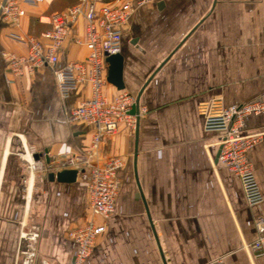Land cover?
Here are the masks:
<instances>
[{
  "label": "crops",
  "instance_id": "crops-1",
  "mask_svg": "<svg viewBox=\"0 0 264 264\" xmlns=\"http://www.w3.org/2000/svg\"><path fill=\"white\" fill-rule=\"evenodd\" d=\"M76 0L26 5L15 27L0 18V264H16L23 229H40L37 260L72 264L70 229L91 218L88 191L50 180L61 163L82 155L90 131L68 121V111L88 96L81 85L61 100L48 67L13 76L3 53L22 55L12 33L38 35L40 15ZM83 35L78 20L63 43L58 65L83 60L72 41ZM124 91L139 95L135 129L121 123L100 143L95 164L124 161L118 171L115 211L96 238L86 264H264L245 248L264 216V114L244 119L242 135L261 133L247 151L263 201L249 206L239 178L217 161L221 132L203 128L201 105L224 106L264 99V0H158L137 8L122 35ZM105 93L118 92L107 83ZM46 159L49 160L47 163ZM32 164V161H35Z\"/></svg>",
  "mask_w": 264,
  "mask_h": 264
},
{
  "label": "built area",
  "instance_id": "built-area-1",
  "mask_svg": "<svg viewBox=\"0 0 264 264\" xmlns=\"http://www.w3.org/2000/svg\"><path fill=\"white\" fill-rule=\"evenodd\" d=\"M47 0H0V18L17 27L25 15L26 5H37ZM158 0H76L72 5L40 15L38 21L46 28L38 35L12 33L11 38L26 45L22 55L3 53L13 76L30 75L42 67L52 70L61 100L65 101L81 85H88V96L68 111V121L81 124L90 131V141L82 155L70 157L61 163V168L78 170L88 191V209L91 218L84 224L70 229L67 237L76 244L73 264H86L96 238L103 234L104 223H96L95 216L108 219L115 211L119 191L118 171L123 167L121 157H109L103 164L92 162L100 143L118 131L124 123L136 128V115L130 113L135 97L129 92L118 90L112 96L105 93L107 85V62L110 55L120 53L122 35L129 25L131 14L139 7L156 3ZM83 21V35L72 36V41L83 46L87 55L83 60H69L58 65L63 43L70 37L78 20ZM203 128L219 131L220 151L217 161L224 164L240 180L246 202L254 206L263 201L257 177L247 151L262 139V134L242 135L244 119L249 115L264 114V99H254L241 104L224 106L219 99L201 105ZM140 116V108H139ZM35 161H32V164ZM37 163V162H36ZM256 240L245 248L256 257H264V216L254 222ZM40 229H23L19 236L16 264H37V246ZM38 264H51L41 259ZM202 264H224L218 257Z\"/></svg>",
  "mask_w": 264,
  "mask_h": 264
},
{
  "label": "water",
  "instance_id": "water-1",
  "mask_svg": "<svg viewBox=\"0 0 264 264\" xmlns=\"http://www.w3.org/2000/svg\"><path fill=\"white\" fill-rule=\"evenodd\" d=\"M107 66V82L113 85L116 89H124V83L122 80V70H123V57L120 53L110 55L106 58ZM130 113L136 115V133L139 121V95L135 97V102L131 108ZM47 163L49 160L46 159ZM77 169H62L57 172L49 173L50 180L56 179L58 182H74L77 178ZM73 264V262H72ZM162 264H166L165 260L162 258Z\"/></svg>",
  "mask_w": 264,
  "mask_h": 264
},
{
  "label": "trees",
  "instance_id": "trees-1",
  "mask_svg": "<svg viewBox=\"0 0 264 264\" xmlns=\"http://www.w3.org/2000/svg\"><path fill=\"white\" fill-rule=\"evenodd\" d=\"M105 1H109V0H105Z\"/></svg>",
  "mask_w": 264,
  "mask_h": 264
}]
</instances>
